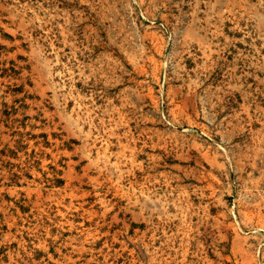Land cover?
<instances>
[{
    "label": "rangeland",
    "instance_id": "rangeland-1",
    "mask_svg": "<svg viewBox=\"0 0 264 264\" xmlns=\"http://www.w3.org/2000/svg\"><path fill=\"white\" fill-rule=\"evenodd\" d=\"M0 264H264V0H0Z\"/></svg>",
    "mask_w": 264,
    "mask_h": 264
}]
</instances>
